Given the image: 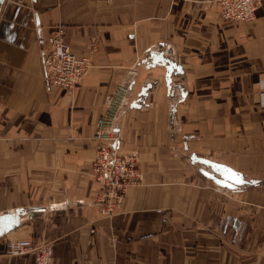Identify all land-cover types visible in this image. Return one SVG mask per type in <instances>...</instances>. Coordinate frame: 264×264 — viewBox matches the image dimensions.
<instances>
[{
  "label": "crops",
  "instance_id": "1",
  "mask_svg": "<svg viewBox=\"0 0 264 264\" xmlns=\"http://www.w3.org/2000/svg\"><path fill=\"white\" fill-rule=\"evenodd\" d=\"M57 26L92 62L70 92L42 77ZM118 86L143 180L101 216L94 126ZM24 239L51 264H264V0L240 23L209 0H0V264H34L6 253Z\"/></svg>",
  "mask_w": 264,
  "mask_h": 264
},
{
  "label": "built area",
  "instance_id": "2",
  "mask_svg": "<svg viewBox=\"0 0 264 264\" xmlns=\"http://www.w3.org/2000/svg\"><path fill=\"white\" fill-rule=\"evenodd\" d=\"M262 0H209L219 8L222 20L240 23L251 22ZM42 77L46 84L70 92L92 68L90 57H76L64 41V29L57 26L40 50ZM127 88L118 86L106 98L104 110L94 126L96 141L92 161V176L100 187L96 198L101 216H111L122 206L126 192L142 183L136 150L122 153L119 149L120 133L115 122L124 104ZM6 253L10 256L31 255L34 264H51L50 242L34 243L31 239L6 240Z\"/></svg>",
  "mask_w": 264,
  "mask_h": 264
},
{
  "label": "snow or ice",
  "instance_id": "3",
  "mask_svg": "<svg viewBox=\"0 0 264 264\" xmlns=\"http://www.w3.org/2000/svg\"><path fill=\"white\" fill-rule=\"evenodd\" d=\"M229 171H231V170H229ZM236 180H237L238 183L242 182L238 176H236Z\"/></svg>",
  "mask_w": 264,
  "mask_h": 264
}]
</instances>
